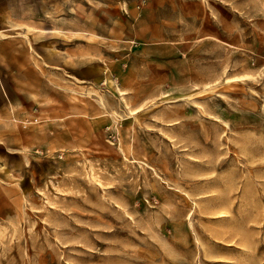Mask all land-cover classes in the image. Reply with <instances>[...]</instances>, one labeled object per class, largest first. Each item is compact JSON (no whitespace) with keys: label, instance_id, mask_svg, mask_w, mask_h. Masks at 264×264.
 I'll return each mask as SVG.
<instances>
[{"label":"rangeland","instance_id":"rangeland-1","mask_svg":"<svg viewBox=\"0 0 264 264\" xmlns=\"http://www.w3.org/2000/svg\"><path fill=\"white\" fill-rule=\"evenodd\" d=\"M0 264H264V0H0Z\"/></svg>","mask_w":264,"mask_h":264},{"label":"crops","instance_id":"crops-1","mask_svg":"<svg viewBox=\"0 0 264 264\" xmlns=\"http://www.w3.org/2000/svg\"><path fill=\"white\" fill-rule=\"evenodd\" d=\"M0 32H2L1 29H0ZM2 33H3V32H2Z\"/></svg>","mask_w":264,"mask_h":264}]
</instances>
